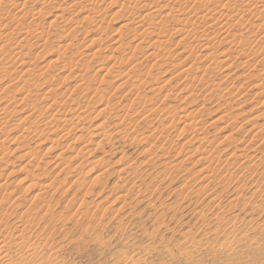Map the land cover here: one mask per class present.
I'll return each instance as SVG.
<instances>
[{
    "label": "rangeland",
    "instance_id": "rangeland-1",
    "mask_svg": "<svg viewBox=\"0 0 264 264\" xmlns=\"http://www.w3.org/2000/svg\"><path fill=\"white\" fill-rule=\"evenodd\" d=\"M176 1L0 0L13 264H264V0Z\"/></svg>",
    "mask_w": 264,
    "mask_h": 264
},
{
    "label": "bare ground",
    "instance_id": "bare-ground-1",
    "mask_svg": "<svg viewBox=\"0 0 264 264\" xmlns=\"http://www.w3.org/2000/svg\"><path fill=\"white\" fill-rule=\"evenodd\" d=\"M87 1H88V0H87ZM89 1H90V0H89ZM175 1H176V0H175ZM197 1H199V4H200V2L202 3V1H200V0H197ZM203 1H204V0H203ZM248 1H249V0H248ZM15 2H16V1H15ZM78 2H79V1H78ZM80 2H82V1H80ZM85 2H86V1H85ZM147 2H148V0H144V3H145V4H147ZM154 2H155V1H154ZM176 2H179V1H176ZM206 2H207V1H206ZM12 3H13V1H12ZM12 3H11V4H12ZM32 3H33V2H32ZM194 3H197V2L195 1ZM247 3H248V2H247ZM6 4H7V3H6ZM9 4H10V1H9ZM9 4H8V5H9ZM43 4L45 5V3H43ZM51 4H52V3H51ZM17 5L19 6L18 3H17ZM17 5L13 4L12 7H13V6H16V7H17ZM20 5H21V3H20ZM23 5H25V4H23ZM88 5H89V4H88ZM193 5H194V4H193ZM201 5H202V4H201ZM212 5H213V4H212ZM228 5H229V4H228ZM9 6H10V5H9ZM69 6H70V5H69ZM1 7H2V6H1ZM10 7H11V6H10ZM146 7H148V4H147ZM155 7H156V6H155ZM165 7H166V6H165ZM192 7H193V6H192ZM4 8H5V7H4ZM23 8H24V7H23ZM178 8H179V7H178ZM178 8H177V9H178ZM228 8H229V7H228ZM52 9H53V8H52ZM87 9H88V8H87ZM90 9H91V7H90L88 10H90ZM160 9H161V8H160ZM205 9H206V8H205ZM229 9H230V8H229ZM85 10H86V9H85ZM158 10H159V9H158ZM208 10H209V9H208ZM227 10H228V9H227ZM230 10H232V8H231ZM233 10H234V9H233ZM233 10H232V11H233ZM1 11H2V10H1ZM1 11H0V12H1ZM41 11H42V10H41ZM61 11H63V10H61ZM91 11H92V10H91ZM156 11H157V10H156ZM160 11H161V10H160ZM174 11H175V10H174ZM180 11H181V10H180ZM184 11H185V10H184ZM228 11H229V10H228ZM63 12H64V11H63ZM63 12H62V13H63ZM92 12H93V11H92ZM94 12H95V10H94ZM182 12H183V11H182ZM182 12H181V13H182ZM230 12H231V11H230ZM230 12H229V13H230ZM42 13H43V12H42ZM178 13H179V16H180V12H178ZM208 13H210V12H208ZM183 14H184V12H183ZM218 14H219V13H218ZM231 14H232V12H231ZM4 15H5V14H4ZM146 15H147V14H146ZM168 15H169V14H168ZM181 15H182V14H181ZM220 15H221V14H220ZM232 15H233V14H232ZM143 16H144V15H143ZM148 16H150V14L147 15V17H148ZM175 16H176V15H175ZM225 16L227 17L228 14L225 15ZM3 17H4V16H3ZM199 17H200V16H199ZM201 17H203V16H201ZM207 17H208V15H207ZM220 17H221V16H220ZM231 17H232V16H231ZM83 18H84V17H83ZM197 18H198V17H197ZM208 18H210V16H209ZM218 18H219V17H218ZM232 18L234 19V17H232ZM84 19H85V18H84ZM92 19H93V17H92ZM199 19H200V18H199ZM199 19H198V20H199ZM201 19H202V18H201ZM205 19H206V18H205ZM227 19H228V18H227ZM230 19H231V18H230ZM230 19H229V22L232 21V20H230ZM17 20H18V19H17ZM127 20H128V19H127ZM129 20H131V19H129ZM141 20H142V19H141ZM141 20H139V21H141ZM156 20H157V19H156ZM183 20H184V19H183ZM185 20H186V19H185ZM92 21H93V20H92ZM139 21H138V22H139ZM159 21H160V20H159ZM159 21H158V25H160V24H159ZM161 21H162V19H161ZM175 21H177V22H181V21H178V20H175ZM8 22H9V21H8ZM130 22H131V21H130ZM132 22H133V21H132ZM144 22H145V21H144ZM182 23H183V22H182ZM78 24H79V23H78ZM128 24H130V23H128ZM131 24H132V23H131ZM138 24H139V23H138ZM153 24H154V23H153ZM161 24H162V22H161ZM235 24H237V22H235ZM235 24H232L231 27H232L233 25L235 26ZM239 24H240V23H239ZM239 24H237V25H239ZM2 25H3V24H2ZM192 25H193V24H192ZM33 26H35V25H33ZM139 26L142 27V25H139ZM139 26L136 28L135 33H136L137 31H139V30H137V29L139 28ZM156 26H157V25H156ZM135 27H136V26H135ZM154 27H155V26H154ZM195 27H196V26H195ZM222 27H223V26H222ZM228 27H229V26H228ZM3 28H4V27H3ZM8 28H9V27H8ZM149 28H150V27H148V29H149ZM193 28H194V27H193ZM220 28H221V27H220ZM130 29H131V28H130ZM148 29H147V30H148ZM155 29H156V28H155ZM189 29H190V28H189ZM227 29H228V28H227ZM22 30H23V29H22ZM33 30H34V29H33ZM145 30H146V29H145ZM147 30L144 31V32L139 33V35L141 34V35H144V36H145ZM151 30H152V29H151ZM222 30H224V29H222ZM1 31H2V29H1ZM181 31H182V30H181ZM225 31H226V30H225ZM24 32H25V31H24ZM150 32H151V31H150ZM150 32L147 33V34H150V36H151V33H150ZM176 32H178V31H176ZM179 32H180V31H179ZM27 33H28V32H27ZM38 33H39V32H38ZM135 33H134V34H135ZM187 33H188V32H187ZM0 34H1V33H0ZM16 34H17V32H16ZM163 34H164V33H163ZM2 35H3V37H4V33H3ZM39 35H40V34H39ZM70 35H72V34H70ZM137 35H138V34H137ZM137 35H136V36H137ZM167 35H168V34H167ZM167 35H166V36H167ZM191 35H192V33H191ZM193 35H194V34H193ZM207 35H208V34H207ZM229 35H230V34H229ZM239 35H240V34H239ZM6 36H8V35H6ZM9 36H11V35H9ZM9 36H8V37H9ZM148 36H149V35H148ZM203 36H204V35H203ZM214 36H215V35H214ZM214 36H213V37H214ZM230 36L233 37V35H230ZM230 36H229V37H230ZM68 37H69V36H68ZM4 38H6V37H4ZM11 38H12V37H11ZM142 38H143V37H142ZM201 38H203V39H201L202 42H203V41L208 42V39H209L208 36H204V37H201ZM223 38H224V37H223ZM8 39H9V38H8ZM29 39H30V38H29ZM38 39H39V38H38ZM197 39H199V37L196 38V40H197ZM212 39H214V38H211V40H212ZM234 39H235V38H234ZM14 40H16V39H14ZM24 40H25V39H24ZM199 40H200V39H199ZM199 40H198V41H199ZM230 40H231V39H230ZM235 40H237V39H235ZM206 42H204V43H206ZM157 43H158V42H157ZM160 43H161V42H160ZM163 43H165V42H163ZM225 43H226V42H225ZM10 44H11V43H10ZM30 44H31V43H30ZM122 44H123V43H122ZM199 44H200V43H199ZM243 44H245V43H243ZM243 44H242V45H243ZM158 45H159V44H158ZM161 45H162V44H161ZM237 45H238V44H237ZM247 45H248V44H247ZM253 45H254V44H253ZM3 46H4V45H3ZM3 46H2V49H0L1 51H4V50H3V49H4ZM12 46H13V45H12ZM70 46H71V45H70ZM162 46H163V45H162ZM203 46H204V45H203ZM249 46H250V45H249ZM21 47H22V46H21ZM30 47H31V46H30ZM118 47H119V46H118ZM206 47H207V46H206ZM206 47H205L204 49H206ZM209 47H210V46H209ZM209 47H208V48H209ZM245 47H246V45H245ZM12 48H13V47H12ZM158 48H159V47H158ZM208 48H207V50H208ZM210 48H213V47H210ZM246 48H247V47H246ZM252 48H253V47H252ZM255 48L258 49L259 47L256 46ZM20 49H21V48H20ZM56 49H57V48H56ZM184 49H185V48H184ZM14 50H15V49H14ZM119 50H120V49H119ZM1 51H0V52H1ZM19 51H20V50H19ZM161 51H162V50H161ZM208 51H209V50H208ZM211 51H213V50L211 49ZM211 51H210V53H211ZM54 52H55V51H54ZM58 52H59V51H58ZM60 52H61V51H60ZM63 52H64V51H63ZM3 53H4V52H3ZM215 54H216V53H215ZM8 56H9V55H8ZM21 57H22V56H21ZM58 57H59V56H58ZM193 57H194V55H193ZM209 57H211V56H209ZM215 57H216V56H215ZM14 58H15V57H14ZM61 58H64V57H61ZM68 58H69V57H68ZM163 58H164V57H163ZM211 58H212V57H211ZM12 59H13V58H12ZM14 60H15V59H14ZM59 60H60V59H59ZM161 60H162V59H161ZM192 60H193V59H192ZM192 60H191V61H192ZM198 60H199V57H198ZM62 61H63V60H62ZM117 61H118V60H117ZM159 61H160V60H159ZM193 61H194V60H193ZM63 62H64V61H63ZM66 62H67V61H66ZM197 62H198V61H197ZM215 62H217V61H215ZM17 63H18V62H17ZM22 63H23V62H22ZM51 63H52V62H51ZM102 63H103V62H102ZM14 64H15V63H14ZM31 64H32V63H31ZM67 64H68V63H67ZM218 64H219V63H218ZM21 65H22V64H21ZM70 65H73V64H70ZM216 65H217V64H216ZM15 66H16V65H15ZM24 66H25V65H24ZM66 66H67V65H66ZM9 67H10V66H9ZM9 67H8V68H9ZM216 67H217V66H216ZM189 68H190V67H189ZM29 69H30V68H29ZM107 69H108V68H107ZM99 70H100V69H99ZM102 70H103V68H102ZM104 70H105V69H104ZM185 70H187V69H185ZM8 72H9V71H8ZM99 72H100V71H99ZM101 72H102V71H101ZM23 73H24V72H23ZM186 73H187V72H186ZM30 74H31V72H30ZM30 74H29V75H30ZM5 75H7V74H5ZM36 75H37V74H36ZM186 75H187V74H186ZM31 76H32V75H31ZM33 76H34V75H33ZM39 76H40V75H39ZM22 77H23V76H22ZM10 78H11V77H10ZM5 79H6V78H5ZM51 79H52V78H51ZM6 80H7V79H6ZM19 80H20V79H19ZM21 82H22V81H21ZM23 82H24V81H23ZM214 85H215V84H214ZM33 86H34V85H33ZM257 86H258V85H257ZM21 87H22V86H21ZM23 87H24V86H23ZM138 87H139V86H138ZM214 87H215V86H214ZM26 88H28V87H26ZM30 88H31V87H30ZM215 88H217V86H216ZM37 89H38V88H37ZM161 89H162V88H161ZM17 90H18V89H17ZM156 90H157V89H156ZM24 91H25V90H24ZM52 91H53V89H52ZM157 91H158V90H157ZM19 93H20V92H19ZM29 93H30V92H29ZM49 94H51V93H49ZM263 94H264V93H263ZM31 95H32V94H31ZM51 95H52V94H51ZM25 96H26V94H25ZM49 96H50V95H49ZM52 96H53V95H52ZM52 96H51V97H52ZM100 96H101V95H100ZM9 97H10V96H9ZM102 97H103V96H102ZM102 97L100 98V100H103ZM104 98H105V97H104ZM220 98H223V96L220 97ZM224 98H225V97H224ZM46 99H47V98H46ZM46 99H45V100H46ZM218 99H219V98H218ZM51 100H52V99H51ZM105 100H106V99H105ZM20 101H21V100H20ZM107 101H108V100H107ZM55 102H56V101H55ZM55 102H54V103H55ZM61 102H62V101H61ZM57 103H58V102H57ZM57 103H55V104H57ZM226 103H227V102H226ZM59 104H60V103H59ZM74 104H75V103H74ZM76 104H77V103H76ZM215 104H216V103H215ZM52 105H53V104H52ZM57 105H58V104H57ZM58 106H59V105H58ZM127 107H128V105H127ZM125 108H126V106H125ZM218 108H219V107H218ZM33 109H34V107H33ZM67 109H68V108H67ZM204 109H205V108H204ZM236 109H237V108H236ZM75 110H76V109H75ZM87 110H88V109H87ZM6 111H7V110H6ZM79 111H80V110H79ZM118 111H119V110H118ZM149 111H150V110H149ZM154 111H155V110H154ZM230 111H231V110H230ZM59 113H60V112H59ZM115 113H116V112H115ZM126 113H127V112H126ZM191 113H192V112H191ZM194 113H195V112H194ZM226 113H227V112H226ZM228 113H229V112H228ZM117 114H118V113H117ZM146 114H147V113H146ZM241 114H242V113H240V115H241ZM80 115H81V114H80ZM134 115H135V114H134ZM191 115H192V114H189V117H191ZM237 115H238V114H237ZM115 116H116V115H115ZM150 116H151V115H150ZM150 116H146V117H150ZM228 116H229V115H228ZM85 117H87V116H85ZM119 117H120V119H121L122 116H119ZM129 117H130V116H129ZM238 117H239V116H238ZM78 118H79L80 120H82L84 117H81V116L79 117V116H78ZM81 118H82V119H81ZM88 118H89V117H88ZM113 118H114V117H113ZM79 119H78V120H79ZM84 119L87 120V118H84ZM115 119H116V118H115ZM68 121H69V120H68ZM151 122H152V121H151ZM3 123H4V121H3ZM193 123H194V122H193ZM1 125H2V124H1ZM116 125H117V124H116ZM118 125H119V124H118ZM190 125H191V124L186 125V127H188V128H189V127H192V126H190ZM192 125H193V124H192ZM3 126H4V125H3ZM151 126H152V125H151ZM4 127H5V126H4ZM74 127H75V126H74ZM148 127H149V126H148ZM193 127H194V126H193ZM0 128H1V127H0ZM116 128H117V127H116ZM166 128H167V127H166ZM27 129H28V128H27ZM125 129H126V127H125ZM132 129H133V128H132ZM132 129H130V131H131ZM162 129H163V128H162ZM191 129H194V128H191ZM1 130H2V129H1ZM5 130H6V127H5ZM107 130H108V129H107ZM29 131H30V130H29ZM105 131H106V128H105ZM35 132H36V131H35ZM116 132H117V131H116ZM183 132H185V130H184ZM197 132H198V131H197ZM31 133H32V132H31ZM39 134H40V131H39ZM39 134H38V135H39ZM101 134H102V133H101ZM105 134H106V133H105ZM124 134H125V133H124ZM99 135H100V134H99ZM108 135H109V134H108ZM150 135H151V134H150ZM97 136H98V135H97ZM102 136H103V135H102ZM148 136H149V135H148ZM148 136H144L143 138H144V139H148V138H150V137H148ZM151 137H152V136H151ZM80 138H81V137H80ZM139 138H140V137H139ZM47 139H48V138H47ZM83 139H84V138H83ZM144 139H143V140H144ZM232 139H233V138H232ZM50 140H51V139H50ZM78 140H79V138H78ZM133 140H134V139H133ZM139 140H140V139H139ZM143 140H142V141H143ZM233 140L236 141L235 139H233ZM233 140H232V141H233ZM3 141H4V140H3ZM79 141H81V139H80ZM125 141H126V139H125ZM232 141H229V142H231V143L233 144ZM77 142H78V141H77ZM138 142H139V141H138ZM145 142H146V141H145ZM4 143H5V142H4ZM235 143H236V142H235ZM129 147H130V146H129ZM241 151H242V150H241ZM234 156L236 157L235 154L233 155V157H234ZM241 156H243V155L241 154ZM58 157H59V156H58ZM123 158H124V157H123ZM123 158H122V159H123ZM243 158H245V156H244ZM259 158H260V157H259ZM101 159H102V158H101ZM209 160H210V159H209ZM209 160H208V161H209ZM212 160H213V159H212ZM247 160H248V159H247ZM259 160H260V159H259ZM244 161H246V160H244ZM98 162H99V161H98ZM100 162H101V161H100ZM169 162H170V161H169ZM169 162H168V163H169ZM262 162H263V161H262ZM95 163H96V162H95ZM244 163H245V162H243V164H244ZM255 164H256V163H255ZM169 165H170V164H169ZM256 165H257V164H256ZM256 165H254V166H256ZM258 165L260 166V164H258ZM242 166H243V165H242ZM254 168H255V169H254ZM134 169H135V168H133V170H134ZM204 169H205V168H204ZM206 169H207V168H206ZM257 169H258V168H257ZM257 169H256V167H251V166L249 165V168H248L247 172H251V173H252V172H255ZM171 170H172V169H171ZM175 170H176V169H175ZM175 170H174V171H175ZM124 171H125V169H121V170H120V172H122V173H123ZM203 171H204V170H203ZM227 171H228V170H227ZM229 172H230V171H229ZM125 173H126V171H125ZM135 173H136V172H134V174H135ZM230 173H231V172H230ZM126 174H127V173H126ZM129 174H130V173H129ZM172 174H173V172H172ZM127 175H128V174H127ZM131 175H132V174H131ZM131 175H130V176H131ZM139 175H140V174H139ZM149 175H150V174H149ZM132 176H133V175H132ZM132 176H131V177H132ZM147 176H148V175H147ZM228 176H229V174H228ZM230 176H231V175H230ZM154 177H156V176H154ZM170 177H171V174H170ZM231 177H232V176H231ZM226 179H227V178H226ZM164 181H165V180H164ZM49 186H50V185H49ZM207 188H208V187H207ZM38 196H39V195H38ZM38 199H39V198H38ZM49 200H50V199H49ZM42 201H43V200H42ZM44 201H45V200H44ZM49 202H50V201H49ZM48 204H49V203H48ZM82 205H84V204H82ZM161 206H162V205H161ZM44 207H45V206H44ZM165 207H166V206H165ZM52 209H53V208H52ZM164 209H165V208H164ZM45 212H46V211H45ZM49 213H50V212H49ZM27 214H28V213H27ZM21 215H22V214H21ZM87 216H88V215H87ZM47 217H48V216H47ZM80 217H81V216H80ZM34 219H36V218H34ZM21 222H22V221H21ZM29 222H30V221H29ZM25 223H26V222H25ZM219 224H221V223H219ZM16 228H18V227H16ZM7 230H9V229H7ZM262 230H263V229H262ZM13 231H14V230H13ZM18 232H19V231H18ZM22 232H23V229H22ZM216 232H217V231H216ZM10 234H11V233H10ZM19 234H20L19 236L17 235V237H18L17 240L20 241V242L17 243V248L15 247L18 253H19V252H22V250H24V251L29 250V246H26V243H27V242H26V239L28 240V238H26V235H25L24 233H19ZM218 234H219V233H218ZM38 235H39V234H38ZM152 235H153V234H152ZM152 235H151V236H152ZM233 235H234V234H233ZM30 236H31V232H30ZM28 237H29V236H28ZM242 237H243V236H242ZM242 237H241V238H242ZM14 238L16 239V237H14ZM153 238H154V237H153ZM190 239H191V238H190ZM13 240H14V239H13ZM13 240H12V241H13ZM234 240H235V239H234ZM252 240H253V239H252ZM12 241H11V242H12ZM45 241H46V240H45ZM84 241H85V240H84ZM237 241H238V240H237ZM0 242H1V241H0ZM198 242H199V241H198ZM20 243H21V244H20ZM28 243H29V242H28ZM44 243H45V242H44ZM11 244H12V243H11ZM15 244H16V243L14 242V244H12V245H15ZM212 244H214V243H212ZM5 245H6V244H5ZM231 245H232V244H231ZM15 246H16V245H15ZM209 246H210V245H209ZM218 246H219V245H218ZM257 246H258V245H257ZM5 247H6V246H4L2 243H0V263H1V264H13V261H14V260L12 261V260H11L12 257H10V255L7 254V252H5ZM193 247H194V246H193ZM25 248H26L27 250H26ZM30 248H32V247L30 246ZM211 248H212V245H211ZM32 249H33V248H32ZM32 249H31V250H32ZM38 249H40V248H38ZM203 249H204V248H203ZM216 249H217V248H216ZM224 249H225V248H224ZM40 250H41V249H40ZM43 250H44V249H43ZM43 250H42V251H43ZM214 250H215V249H214ZM42 251H41V252H42ZM170 252H171V251H170ZM230 252H231V251H230ZM39 253H40V252H37V250H34V249H33L32 251H30V252L28 251V252H27L28 257H27V256H26V258H25V257H24V258L21 257V260H22V261H21L20 264H28V262H33V263H34V260H35L36 258H38ZM43 253H44V252H43ZM57 253H58V252H57ZM185 253H186V252H185ZM41 254H42V253H41ZM21 255H22V254H21ZM21 255H20V256H21ZM42 255H43V254H42ZM47 255H48V254H47ZM17 256H18V254H17ZM22 256H23V255H22ZM39 256H40V255H39ZM40 257H41V256H40ZM40 257H39V258H40ZM39 258H38V260H39ZM48 259H49V258H48ZM36 260H37V259H36ZM51 260H52V259H51ZM11 261H12V262H11ZM44 261H45V260H44ZM47 262H48V261H47ZM51 262H52V261H51ZM133 262H134V261H133ZM133 262H132V263H133ZM16 263H17V262H16ZM41 263H42V262H41ZM41 263H40V264H41ZM45 264H47V263H45ZM48 264H49V263H48ZM50 264H51V263H50Z\"/></svg>",
    "mask_w": 264,
    "mask_h": 264
}]
</instances>
